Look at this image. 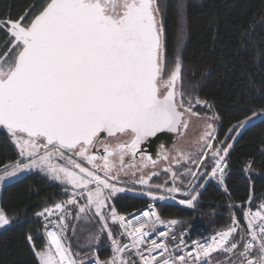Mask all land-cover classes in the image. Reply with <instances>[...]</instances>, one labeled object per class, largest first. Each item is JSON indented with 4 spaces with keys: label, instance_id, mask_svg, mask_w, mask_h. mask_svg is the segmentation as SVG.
<instances>
[{
    "label": "snow or ice",
    "instance_id": "6c2138e0",
    "mask_svg": "<svg viewBox=\"0 0 264 264\" xmlns=\"http://www.w3.org/2000/svg\"><path fill=\"white\" fill-rule=\"evenodd\" d=\"M160 13L158 0H49L28 22L27 13L15 21L0 20V29L8 36L5 48L11 54V58L0 54V126L11 134L20 156L0 167V185L20 173L39 169L71 186L68 199L36 213L45 222L43 235L48 244L34 250L39 264H86L67 239L70 228L74 235L76 232L69 219L73 209L77 210L73 219L93 217L101 223L100 233L106 232L113 252L109 260L89 257L87 264H209L211 254L221 251H235L236 259L229 264H264V203L255 212L243 213L247 231L233 217L231 226L190 243L183 234L177 241L171 228L179 221L162 219L154 204L129 218L111 203L114 194L126 191L117 187L123 174L136 184L149 186L146 194L153 201L175 199L183 192L190 198L179 200V204L194 206L199 189L204 187L200 181L215 178L223 184L226 157L233 147L228 143L213 148L216 129L208 123L200 140L211 149L209 164L199 159L208 155L205 151L181 154L182 159L204 165L205 170L185 168L180 174L187 178L185 188L171 167L181 161H169L165 153L162 160L169 161L166 171L171 173L172 186L149 184L158 174L143 169L155 167L157 161L141 145L164 130L182 135L193 114L191 106L185 107L184 93L177 89L182 69L179 55L164 79L167 58ZM196 103L212 107L198 98ZM218 118L216 114L212 117ZM254 120L264 121V111L253 112L229 131L246 129ZM102 132L130 139L110 145L100 140ZM228 139L234 137H225ZM98 146L103 155L92 152ZM125 156L131 162L139 157L141 166L126 163ZM73 157L91 167L82 166ZM55 160L66 161L67 166ZM136 172H140L138 179ZM161 190L167 197L157 195ZM110 222L119 226L121 236L130 238L129 243L114 238ZM166 223L168 232L157 231ZM8 224L9 218L0 208V227ZM152 233L157 234L155 239L150 237ZM27 239L31 243L32 235ZM166 239L174 241L175 247ZM94 240L99 243L98 236ZM241 243L242 250L238 247ZM32 247L35 249L34 244ZM133 254L138 261L132 259Z\"/></svg>",
    "mask_w": 264,
    "mask_h": 264
},
{
    "label": "trees",
    "instance_id": "16d2710c",
    "mask_svg": "<svg viewBox=\"0 0 264 264\" xmlns=\"http://www.w3.org/2000/svg\"><path fill=\"white\" fill-rule=\"evenodd\" d=\"M47 2L49 0H0V20L15 21L27 13L25 22H28ZM158 3L167 58L164 79L174 67L175 56L179 55L182 69L177 89L184 93L185 107L191 106L192 111L200 114H216L219 121L212 147H224L228 143L233 147L226 157L223 184L215 178L200 181L204 187L199 189L194 206L181 205L170 198L158 200L154 205L163 219L178 220L176 230L186 228L189 239L226 229L232 225L233 217L240 228L247 231L243 215L247 201L251 198L256 210L264 203V121H254L238 136L239 130L230 132L229 129L253 112L264 110V0H158ZM7 41V33L0 29V54H9L5 48ZM9 56L11 58V54ZM197 98L212 107L196 103ZM228 136L234 139L225 140ZM207 153L205 164L211 161V149ZM19 157L11 134L0 126V167ZM199 168L205 170L204 165ZM207 171L210 173L211 167ZM168 180L169 173L163 171L153 176L150 184L171 187L172 182ZM183 181L186 188L187 179ZM127 187L140 191L119 193L112 198L111 203L119 213L131 214L153 203L143 189ZM69 189L38 171L3 186L0 208L8 216L9 224L0 227V264H39L34 250L48 244L43 235L45 222L36 213L68 199ZM165 193L161 190L157 195ZM176 197L190 198L183 192ZM72 211L75 217L77 210ZM73 217L69 219L76 228L75 235L71 228L67 234L72 251L82 258H110L113 252L106 232L100 233L101 223L93 217L82 216L79 220ZM109 227L114 238L124 243L119 226L110 223ZM28 235L33 237L31 243ZM97 236L98 244L94 240ZM132 259L136 260L134 255Z\"/></svg>",
    "mask_w": 264,
    "mask_h": 264
},
{
    "label": "rangeland",
    "instance_id": "374dc122",
    "mask_svg": "<svg viewBox=\"0 0 264 264\" xmlns=\"http://www.w3.org/2000/svg\"><path fill=\"white\" fill-rule=\"evenodd\" d=\"M0 60H3V58H1V56H0ZM261 112H259V113H261ZM192 113L193 114L190 115V117H188V127H187V129L183 131L182 135H177L176 136L175 142L168 147V151H167V154L169 156V161H173V160H177V159H179L181 161L180 164H175V163L171 164V167L173 168V170L176 171L177 174L180 176V180L181 181H183L184 179H187L186 176L180 175L181 173L185 172V168H191L193 171H195L200 166V165H197V164H193L190 160L182 159L181 158V154L182 153L183 154L191 153V154L195 155L197 152H201V151L207 152L208 148L205 147L204 142L200 140V137L203 135V133L205 131V126L208 123H212L215 126V129H216L217 125H218V121H219L218 119H215V120L212 119L213 115L200 114V113H197V112H194V111H192ZM259 113H257V114H259ZM254 121H256V120H254ZM241 130L242 129H239V132L237 133V136H238V134L240 133ZM128 139H130V137H128L127 135L118 134L116 136L104 139V140H102V142H106V143H108L110 145H115L117 143L126 142ZM16 147H17V145H16ZM17 149H18V147H17ZM18 151H19V149H18ZM65 155L67 156V155H70V154L69 153H65ZM19 159H20V157H19ZM73 159H77V158L73 157ZM199 159L204 160L205 156L201 155V156H199ZM156 161H157V164H156L155 167H152L151 165H148V167L144 168L143 171L145 173H147L149 171H155L157 174H160L161 172L166 171L167 168L169 167V161H164V160H162V158L158 159ZM77 162L81 163L82 166H84V167H89V168L91 167L87 163V161H85L83 159H77ZM125 162L126 163L131 162L129 160V157L125 156ZM54 163L65 164L67 166L66 161H62V160H55ZM131 163H135L137 165V167L141 166L140 163H139V157H137L135 162H131ZM207 164H209V163L207 162ZM34 171L41 172V173L47 175L50 179H52L47 173H45V172H43V171H41L39 169H33L31 171L20 173L15 178L7 180L4 184L0 185V199H1L2 189H3V186L5 184H7L9 182H12V181H14V180L26 175L27 173L34 172ZM139 175H140V172H136L135 178L138 179ZM169 175H170V180H168L167 182H172L171 173H169ZM52 180L63 184L61 181H58V180H55V179H52ZM119 180H120V183L117 184V187L125 188L126 191H124V192H135V191L139 192L140 191V190H137V189H134V188H128L127 185L128 186L133 185L135 187L141 188V189H143L142 191H144L145 193H147V191L150 190L149 186L136 184V183H134V179L132 177L125 176L123 174L120 175ZM149 184H150V182H149ZM63 185H65V184H63ZM68 187L70 188L71 186H68ZM124 192H122V193H124ZM118 194L119 193L114 194L113 197L118 195ZM179 194L180 193H177L176 196H178ZM164 196L167 197V193H165ZM170 199H172V198H170ZM174 200L179 201L181 199L176 197ZM155 202L156 201H153V203H150V204H154Z\"/></svg>",
    "mask_w": 264,
    "mask_h": 264
},
{
    "label": "built area",
    "instance_id": "2783aa9c",
    "mask_svg": "<svg viewBox=\"0 0 264 264\" xmlns=\"http://www.w3.org/2000/svg\"><path fill=\"white\" fill-rule=\"evenodd\" d=\"M149 205H153V204H149ZM149 205H147L146 207H144L143 209H141V210H139V211H135V212L131 213V215H130V214H124V213H120V214L126 215V217H129V218H132L135 214H139V213H141L142 211L148 210V206H149ZM154 206H155V205H154ZM155 210L157 211L156 207H155ZM247 211H251V212H255V211H256V209H254V207L252 206L250 199L247 201L246 206H245V209H244V212H247ZM157 213H158V211H157ZM158 214H159V213H158ZM161 218H162V217H161ZM244 218H245V217H244ZM162 219H163V218H162ZM164 220H165V219H164ZM165 221H169V220H165ZM245 221H246V224H247V219H246V218H245ZM157 231H166V232H168V231H169V228H168L167 223H166L165 225L160 226V227L158 228ZM171 231L174 232V233L176 234V236H177V241L180 239L181 234H183V238L185 239V241H187V242L190 243V240H191V239H189V237H188V230H187L186 228H183V229H181V230H176V225H175V226H173V227L171 228ZM214 234H215V233H213V234H209V235H206V236H204V237L197 238V239H195V240H201V239H203V238L210 237V236H212V235H214ZM156 236H157L156 233H152V234H150V237L153 238V239H155ZM124 237H125V241H124V243H129V242H130V238H128V237H126V236H124ZM161 239H165V238H161ZM236 239H239V237L236 236ZM157 242H160V240H158ZM165 242L168 243L170 246L175 247V242L172 241L171 239H166ZM238 247L240 248V250H242V243H241V245H239ZM253 251H255V247H254ZM133 255H134V254H133ZM111 257H112V256H111ZM111 257L108 258V259H100V258H99V260H101V261H106V260L111 259ZM134 257H135L136 260L138 261V257H137L136 255H134ZM91 258H93V260H94V259L96 258V256H91ZM84 259H85L86 264H87V259H88V258H84ZM235 259H236V253H235V251H234L233 253H231V254H230V253H226V252L221 251V252H218V253H213V254H211V256H210V258H209V264H229V261H235Z\"/></svg>",
    "mask_w": 264,
    "mask_h": 264
},
{
    "label": "water",
    "instance_id": "95a60500",
    "mask_svg": "<svg viewBox=\"0 0 264 264\" xmlns=\"http://www.w3.org/2000/svg\"><path fill=\"white\" fill-rule=\"evenodd\" d=\"M2 127H4V126H2ZM116 135H118V134H116ZM177 135L178 134H176V133H172V132H169L167 130H164L160 133H157L156 136L149 138V140L146 141L141 146L148 148L152 153L153 159L158 160L160 158V152L164 148H168L170 145H172L175 142ZM100 137L108 138L109 136L107 135V133L102 132L100 134Z\"/></svg>",
    "mask_w": 264,
    "mask_h": 264
},
{
    "label": "flooded vegetation",
    "instance_id": "af4514ba",
    "mask_svg": "<svg viewBox=\"0 0 264 264\" xmlns=\"http://www.w3.org/2000/svg\"><path fill=\"white\" fill-rule=\"evenodd\" d=\"M108 138H110V137H108ZM104 139H107V138L100 137V140L101 141L104 140ZM141 148L144 149V151L147 153V155L152 156V153H151V151L148 148H146L144 146H141ZM92 152L93 153H96V154H99V155H103L104 154L103 153V149L102 148H99V146L97 148L92 149Z\"/></svg>",
    "mask_w": 264,
    "mask_h": 264
},
{
    "label": "bare ground",
    "instance_id": "6f19581e",
    "mask_svg": "<svg viewBox=\"0 0 264 264\" xmlns=\"http://www.w3.org/2000/svg\"><path fill=\"white\" fill-rule=\"evenodd\" d=\"M167 151H168V148H164V149L160 152V158H159V159H161L162 156H163L165 153H167Z\"/></svg>",
    "mask_w": 264,
    "mask_h": 264
}]
</instances>
